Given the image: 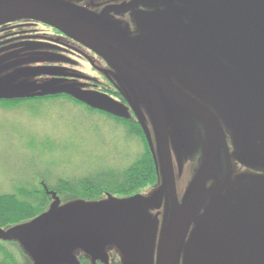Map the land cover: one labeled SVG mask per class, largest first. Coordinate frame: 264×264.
Returning a JSON list of instances; mask_svg holds the SVG:
<instances>
[{"label": "water", "instance_id": "1", "mask_svg": "<svg viewBox=\"0 0 264 264\" xmlns=\"http://www.w3.org/2000/svg\"><path fill=\"white\" fill-rule=\"evenodd\" d=\"M242 2L250 4L229 10L227 18L232 22L225 19L222 24L221 16L211 15L204 31L202 27L195 30L201 36L214 37L216 45L195 41L190 43L188 53H180L183 58L177 54L175 62L184 67L179 74L197 91L198 99L174 85L140 49L129 48L131 43L125 35L102 17L69 10L58 0H0V19L51 25L111 62L135 84V91L147 101L145 106L151 113L158 161L144 118L140 112H133L134 117L148 143L156 174L162 179L148 200H141L139 194L129 197L119 216L113 213L116 209L98 203L86 207L80 219L70 221L65 210L57 209L60 199L52 193L47 217L36 223V232L20 228L19 224L8 231L0 229V240H19L23 244L39 237L49 250L38 264L61 252L66 256L77 243L83 244V251L93 258L92 264H108L104 245L113 238L130 239V247L126 243L118 249L127 264H264V0ZM47 69L46 73L55 79L46 86L31 87L34 93L29 96L6 95L0 100L65 95L93 110L131 120L124 107L110 105L97 92L76 88L74 81L59 80L56 77L60 74ZM191 119L202 129L206 141L201 167L183 204H173L154 259H137L132 253L146 248L143 242L148 226L133 217V209L155 204L164 195L175 199L165 130L171 129L174 136L178 134L184 142H192ZM223 127L231 132L232 150ZM177 151L175 154L181 155ZM233 162L246 171L236 172ZM88 215L101 222L100 227L92 222L93 226L97 224V231L90 222H82L88 220ZM67 264L79 262L69 260Z\"/></svg>", "mask_w": 264, "mask_h": 264}, {"label": "rangeland", "instance_id": "2", "mask_svg": "<svg viewBox=\"0 0 264 264\" xmlns=\"http://www.w3.org/2000/svg\"><path fill=\"white\" fill-rule=\"evenodd\" d=\"M21 21L25 22L26 20L13 21L1 18L0 26ZM45 48L40 45L33 50L1 49L0 96H29L34 93L31 87H43L55 79L53 75L46 73L48 69L45 64L51 60L46 59L50 55L43 51ZM82 69V73L87 78H98L96 74L90 73L89 69L84 67ZM117 71L112 75V80L116 89L122 90L125 97L130 99L129 101L126 98L125 103L114 96L91 89L83 81H74L72 84H76V88L83 91L97 92L101 99L104 98L110 105L124 107V110L129 114L140 112L148 129V140L153 147L156 161H158L157 139L148 119L149 110L145 106L147 101L134 89H128L126 86L127 77L122 75L118 69ZM173 79L187 94L198 98L197 91L186 83L184 78ZM190 123L194 139L192 138V142L189 143L184 142L178 134L174 136L171 129L165 130L169 140L175 199L174 196L172 198L170 195L167 197L164 195L155 204L146 207L138 205L133 209V217H137L139 221L143 222V225L148 226L143 242L146 248L140 253L137 251L132 253L137 259L146 261L154 259L155 250L172 214L173 204H183L184 197L190 190L197 171L201 167L206 147L204 132L192 119ZM223 129L226 133L227 144H229L231 132L225 127ZM184 148L187 149L185 152ZM141 151L139 142L130 137L123 126L106 120L98 114H91L84 107L75 106L64 99L24 100L9 105L7 102H0V195L12 194L22 187L29 189V187L38 186L41 181L50 183L58 179L79 178L108 169L120 170L128 166ZM176 151H180L181 155L175 154ZM232 166L235 170L234 165ZM248 172L258 174L252 170ZM157 175L158 182L139 193L141 200H148L147 197L151 195V192L162 184L160 174ZM208 186H211L210 182ZM128 200V198L104 197L100 200L85 201L74 200L70 196H60V204L57 209L65 210L70 221H75L85 215L83 212L86 207L101 203L110 206L111 209H116L117 212L113 213L119 216L122 207ZM100 208L101 206H99V210ZM47 210L48 208L44 212ZM41 214L22 223L19 227L30 230L31 233L36 232V223L47 217L45 215L47 212L44 213V216ZM82 222L84 224L90 222L91 225L94 222L99 227L101 224L99 220L96 222L92 220L90 215H88V220ZM97 224L92 225L96 231L99 229L96 228ZM7 229L2 230L4 232ZM129 240L113 238L110 243L104 245L108 264H127L123 262L124 259L118 249L124 248L126 243L130 247ZM44 245V241L36 236L31 243L28 241L21 244L19 240L5 243L3 250L8 251L18 264H38L42 254L49 250ZM82 245L77 243V246L72 247L66 254L68 258L65 256V252H61L57 256L59 258L54 257L49 261L45 259L41 264H67L69 260H76L79 263L85 260L92 264L93 258L91 259V256L83 251ZM97 263L102 264L99 261L95 262V264Z\"/></svg>", "mask_w": 264, "mask_h": 264}, {"label": "flooded vegetation", "instance_id": "3", "mask_svg": "<svg viewBox=\"0 0 264 264\" xmlns=\"http://www.w3.org/2000/svg\"><path fill=\"white\" fill-rule=\"evenodd\" d=\"M58 1L69 10H83L88 15L102 17L107 24L115 26L117 31L122 32L131 43L129 48L140 49L152 63L162 69L174 85L182 90L183 88L173 79L178 78L179 72H183L184 68L175 62L177 54L178 58H183L180 53H188L190 43L193 44L195 41L212 43L213 46L217 44L214 37L201 36L195 30L202 27L204 31L211 15L217 18L221 16L222 24L225 23V19L232 22L227 18L231 14L229 10L242 9L250 4L243 3L242 0ZM40 45L46 47L43 51L50 55L46 59L51 61L45 66L54 74L61 75L56 77L57 79L69 82L83 81L91 89L114 96L119 101L124 103L127 99L130 101L122 90L116 89L112 80V75L118 72L117 68L77 39L66 36L51 25L34 20L0 26V51L1 49L33 50ZM208 52H204L203 57ZM221 62L223 64L225 62L222 56ZM83 67L89 69L90 73L96 74L99 80L87 78L82 73ZM121 74L124 75L123 72ZM179 76L183 78L181 74ZM127 80V88L136 90L135 84ZM130 115V121H136L134 113L131 112ZM148 119L151 122L150 112ZM228 147L231 149L230 143ZM234 166L236 172L244 170L236 163Z\"/></svg>", "mask_w": 264, "mask_h": 264}, {"label": "trees", "instance_id": "4", "mask_svg": "<svg viewBox=\"0 0 264 264\" xmlns=\"http://www.w3.org/2000/svg\"><path fill=\"white\" fill-rule=\"evenodd\" d=\"M64 99L75 106H82L91 114H98L125 128L130 137L141 145L142 151L125 168L108 169L79 178L58 179L55 182L41 181L38 186L22 187L12 194L0 195V229H7L29 221L43 213L52 202V193L60 199L70 196L74 200L95 201L111 196L129 198L156 184L157 174L146 138L136 121L118 119L106 113L93 110L80 102L65 96L35 97L24 100L50 101ZM24 100H1L14 104ZM243 172V171H242ZM10 241L0 240V264H18L3 245ZM79 264H91L82 261ZM99 264V263H97Z\"/></svg>", "mask_w": 264, "mask_h": 264}]
</instances>
